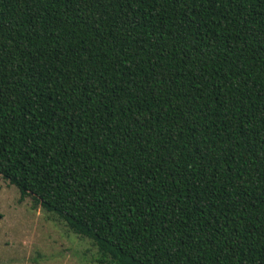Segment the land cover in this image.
Here are the masks:
<instances>
[{"label":"trees","instance_id":"1","mask_svg":"<svg viewBox=\"0 0 264 264\" xmlns=\"http://www.w3.org/2000/svg\"><path fill=\"white\" fill-rule=\"evenodd\" d=\"M0 176L98 264H264V0H0Z\"/></svg>","mask_w":264,"mask_h":264},{"label":"rangeland","instance_id":"2","mask_svg":"<svg viewBox=\"0 0 264 264\" xmlns=\"http://www.w3.org/2000/svg\"><path fill=\"white\" fill-rule=\"evenodd\" d=\"M92 240L0 176V264H98Z\"/></svg>","mask_w":264,"mask_h":264}]
</instances>
